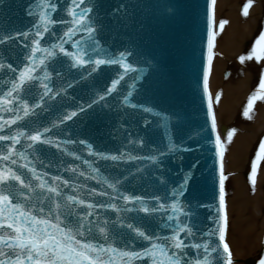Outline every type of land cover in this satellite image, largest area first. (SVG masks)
Returning <instances> with one entry per match:
<instances>
[{
  "label": "snow or ice",
  "instance_id": "obj_1",
  "mask_svg": "<svg viewBox=\"0 0 264 264\" xmlns=\"http://www.w3.org/2000/svg\"><path fill=\"white\" fill-rule=\"evenodd\" d=\"M252 4L246 0L244 16ZM99 7L95 0H27L24 30L0 24V49L8 53L17 41L22 44L15 58H3L11 63L0 59V264H235L227 240L224 155L237 129L222 138L214 107L222 91L210 87L218 31L229 21H217L216 0H209L202 89L220 161L219 192L218 203L194 206L190 182L199 161L175 174L170 163L182 162L183 153L194 151L190 145L202 147L206 129L189 135L168 113L134 102L145 72L141 65L151 68L152 61L136 59L131 42L105 46ZM121 13L134 20L128 4L112 11ZM238 59L264 64V30ZM101 74L103 95L94 92L82 104L65 100L74 85L96 82ZM106 102L119 117L120 141L109 147L87 133L85 139H60L65 121ZM262 104L264 70L243 116L251 120ZM53 106L60 112L55 121L47 118ZM154 125L162 128L159 140L152 137ZM261 166L264 137L247 174L252 192ZM200 208L210 214L201 218ZM255 264H264V254Z\"/></svg>",
  "mask_w": 264,
  "mask_h": 264
},
{
  "label": "water",
  "instance_id": "obj_2",
  "mask_svg": "<svg viewBox=\"0 0 264 264\" xmlns=\"http://www.w3.org/2000/svg\"><path fill=\"white\" fill-rule=\"evenodd\" d=\"M95 2L100 5L99 15L103 24L101 36L105 46L118 47L131 42L130 46H134L138 54L136 59L147 58L152 61L151 68L141 65L145 72L137 82V91L133 93L136 96L134 102L147 103L157 111L168 113L173 117L172 123H181L189 135H195L201 126L206 129L205 138L200 142L202 147L190 145L194 151L183 153L182 162L174 160L170 167L175 174L181 168L187 170L198 160L195 179L190 182L189 200L194 206L197 203L201 205L218 203L220 161L214 144L215 134L211 132L210 118L206 116L207 101L202 89V66L206 62V48L202 43V37L206 39V10L209 0H95ZM26 3L27 0H4V3L0 4V24L24 30L28 19L25 14ZM125 3L129 6L130 14L133 8L135 9L134 20L127 19L123 13L120 16L112 15L113 9ZM19 47H22V44L17 41L8 53L0 49V59L8 55L15 58ZM3 62L11 63V60L3 59ZM198 73L201 74L199 85L196 82ZM103 75L101 74L96 82L87 80L74 85V90H69L65 100L68 102L74 100L75 104H82L84 101L90 102L88 97L94 92L103 95L102 88L105 83ZM108 103L110 102L103 106L98 103L91 112H87L79 119L65 121L67 127L60 126L63 133L60 139L64 141L85 139L87 136L82 133H87L94 136L98 143L108 144L109 147L113 146L112 141H120L123 132L118 131L119 117L115 109L109 110ZM59 114L56 106H53L47 118L55 121ZM135 127L136 124L133 123L132 128ZM161 135L162 128L154 125L152 137L159 140ZM52 151L60 155L59 150L53 148ZM48 163L49 161L45 160V164ZM174 178L179 179V176ZM213 196H216L215 200ZM198 214L203 218L210 212L206 208H200Z\"/></svg>",
  "mask_w": 264,
  "mask_h": 264
},
{
  "label": "bare ground",
  "instance_id": "obj_3",
  "mask_svg": "<svg viewBox=\"0 0 264 264\" xmlns=\"http://www.w3.org/2000/svg\"><path fill=\"white\" fill-rule=\"evenodd\" d=\"M245 3L246 0H216L217 21L228 20L229 23L222 32L218 31L217 56L210 77L211 90L222 91L221 102L214 105L222 138L231 128L237 129L224 155L230 218L227 240L235 264H255L259 259L256 255L264 254V166L259 170L255 192L247 175L258 142L264 137V104L253 111L251 120L242 114L264 64L255 61L241 64L238 59L258 36L259 24H264V0H253L248 16L243 15Z\"/></svg>",
  "mask_w": 264,
  "mask_h": 264
},
{
  "label": "rangeland",
  "instance_id": "obj_4",
  "mask_svg": "<svg viewBox=\"0 0 264 264\" xmlns=\"http://www.w3.org/2000/svg\"><path fill=\"white\" fill-rule=\"evenodd\" d=\"M261 30H264V24H259V27H258V32L261 31ZM228 74L229 75V72H225L224 74ZM224 76H227V75H224ZM258 258L260 257L258 254L256 255ZM247 260H245V263H246Z\"/></svg>",
  "mask_w": 264,
  "mask_h": 264
}]
</instances>
